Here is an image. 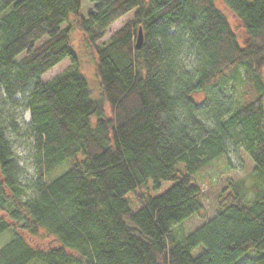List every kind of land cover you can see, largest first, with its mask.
I'll return each mask as SVG.
<instances>
[{
    "label": "trees",
    "instance_id": "16d2710c",
    "mask_svg": "<svg viewBox=\"0 0 264 264\" xmlns=\"http://www.w3.org/2000/svg\"><path fill=\"white\" fill-rule=\"evenodd\" d=\"M89 1L78 16L79 0H0V100L25 93L34 169L22 184L0 124V264H264V0H221L243 45L215 0ZM72 28L92 49L102 99L75 66L39 80L64 58L77 64ZM229 146L253 164L252 197L226 178L218 210L177 236L202 210L193 176ZM164 180L159 194L135 192ZM41 231L57 244L31 246L24 233Z\"/></svg>",
    "mask_w": 264,
    "mask_h": 264
},
{
    "label": "rangeland",
    "instance_id": "374dc122",
    "mask_svg": "<svg viewBox=\"0 0 264 264\" xmlns=\"http://www.w3.org/2000/svg\"><path fill=\"white\" fill-rule=\"evenodd\" d=\"M92 2L89 0H79L78 16H86L90 10ZM216 7L226 17L235 37L240 45H243L246 40V34L239 21V19L224 5L221 0H215ZM131 14L127 13L114 21L108 28L105 29L103 35L97 42L105 40L108 35L121 26L130 18ZM69 17H73L70 15ZM69 20L72 21V18ZM70 41L74 52L77 55V64H73L69 59L64 58L57 62L51 69L43 73L39 80L41 82H47L54 76L63 73L71 67H77L82 73L87 82L90 97L94 100L102 99L98 80L94 72V58L92 49L85 43L84 38L80 31L77 29H71ZM186 66L191 65L189 56H182ZM241 77V74H238ZM236 78L239 84L240 79ZM262 78L264 79V70L262 72ZM231 82H229L223 91L226 93L231 88ZM25 95V93H23ZM17 94L13 100L1 99L0 100V124L4 126V135L10 144L11 150L16 158V161L20 167L19 180L22 184H27L34 177V169L32 164V139L28 135L27 123L29 120V112L24 105V95ZM0 96L4 97V94L0 91ZM195 101H201L203 94L201 92L193 94ZM104 114L108 115L109 110L106 102L103 101ZM65 162L59 165L57 168L50 172V176H55L60 173ZM253 164L247 157V155L239 148L233 149L228 147L226 156H222L219 159L212 161L209 167H206L204 171L193 176V181L196 183L199 189V199L202 204V210L198 214L184 219L174 225V230L177 236L181 233H187L201 224L205 219L212 216L218 210V196L221 193L225 185V179L230 178L237 180L243 178V183L246 185V197L250 199L252 197V191L250 189L251 177L249 176ZM170 180L161 181L157 188H152L149 183L140 188H136L135 192L148 195H156L161 193L164 189L170 186ZM27 193H30L27 191ZM125 198L130 208L135 209L139 206V202L134 198V192L129 191L125 194ZM9 235V232H5L0 235V244L4 242ZM25 238L29 244L33 247L46 249L48 247L55 246L57 244L54 236L42 233V231L35 236L24 233ZM244 257V256H242ZM241 257V259H242ZM27 264H41L40 260L32 259Z\"/></svg>",
    "mask_w": 264,
    "mask_h": 264
},
{
    "label": "water",
    "instance_id": "95a60500",
    "mask_svg": "<svg viewBox=\"0 0 264 264\" xmlns=\"http://www.w3.org/2000/svg\"><path fill=\"white\" fill-rule=\"evenodd\" d=\"M141 40H142V34H141L140 28H138L137 33H136V38H135L136 47H139ZM263 101H264V94H263Z\"/></svg>",
    "mask_w": 264,
    "mask_h": 264
}]
</instances>
